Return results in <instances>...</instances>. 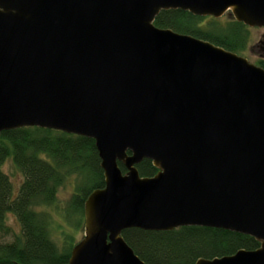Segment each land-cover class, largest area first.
<instances>
[{
  "label": "water",
  "instance_id": "water-1",
  "mask_svg": "<svg viewBox=\"0 0 264 264\" xmlns=\"http://www.w3.org/2000/svg\"><path fill=\"white\" fill-rule=\"evenodd\" d=\"M176 10L264 29V0H0V135L82 137L99 159L66 264H144L123 231L183 227L259 243L195 264H264V70L154 26Z\"/></svg>",
  "mask_w": 264,
  "mask_h": 264
},
{
  "label": "trees",
  "instance_id": "trees-1",
  "mask_svg": "<svg viewBox=\"0 0 264 264\" xmlns=\"http://www.w3.org/2000/svg\"><path fill=\"white\" fill-rule=\"evenodd\" d=\"M223 20L195 17L176 10L160 12L153 24L159 29L188 35L241 56L249 29L235 22L229 13ZM255 65L264 70V57ZM7 160L23 177L16 193L2 172ZM118 166L125 173V169ZM136 169L140 177L150 178L157 173L148 160H143ZM69 179L77 184L65 206V213L83 217L87 196L104 186L92 140L34 127L1 133L0 264L67 263L72 248L68 252L56 246L50 238L48 217L37 211L54 204L58 189ZM9 214L19 225L17 233L6 224ZM121 236L144 264H195L199 259L211 260L259 247L251 237L203 227H183L170 232L128 229ZM6 238L10 241H5Z\"/></svg>",
  "mask_w": 264,
  "mask_h": 264
},
{
  "label": "rangeland",
  "instance_id": "rangeland-1",
  "mask_svg": "<svg viewBox=\"0 0 264 264\" xmlns=\"http://www.w3.org/2000/svg\"><path fill=\"white\" fill-rule=\"evenodd\" d=\"M227 14L219 19L224 22L223 19L227 17ZM248 29L249 35L247 45L241 57L255 65L259 58L264 57V53L260 49L261 42L264 39V29ZM2 172L8 177L13 191L16 193L23 181L22 175L15 169L10 160L5 161L2 166ZM76 184L77 183L73 179L65 181L56 193L54 204L38 209L37 211L42 212L48 217L50 222V238L61 251L65 250L69 252L70 249H73L84 237L83 217L80 214L67 216L65 213V206L74 194ZM6 224L13 233L19 231V225L13 215H7ZM5 241H10V238H6Z\"/></svg>",
  "mask_w": 264,
  "mask_h": 264
}]
</instances>
